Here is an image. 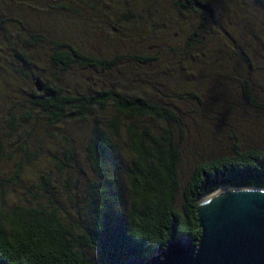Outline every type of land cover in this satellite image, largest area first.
Masks as SVG:
<instances>
[{"label":"rangeland","instance_id":"1","mask_svg":"<svg viewBox=\"0 0 264 264\" xmlns=\"http://www.w3.org/2000/svg\"><path fill=\"white\" fill-rule=\"evenodd\" d=\"M201 1L209 2L211 13L182 10L177 5L198 6L193 0H0V75L8 80L6 85L0 78V104L12 103L15 95L16 114L28 108V90L24 88L28 79L17 71L23 65L16 58L20 52L28 57L26 68L32 76H39L48 86L57 77L64 92L73 95L112 87L173 113L118 112L108 101L103 107L95 105L83 122L69 121L67 112L55 127L42 121L29 126L20 119L14 132L1 128L4 122L0 118L5 149L0 156L2 211L17 203L47 202V188L53 192L61 215L66 216L63 221L78 232V225L92 212L86 204L91 190L86 187L98 178L79 141L85 135L82 128L96 117L119 121L112 172L121 198L117 206L125 214L136 198L130 195L127 176L135 157L127 142L130 122L138 131L147 127L150 137L144 146L160 149L164 156L169 150L176 153L174 207L181 213L183 191L196 167L233 153L235 147L264 150V0ZM7 25L19 32L8 33L4 30ZM26 29L62 39L68 36L84 53L112 59V66L73 61L61 69L50 61V41L31 43ZM189 33L196 35L187 43ZM152 44L160 45L152 49ZM136 55L145 59L133 58ZM12 76L22 78L23 83L13 81ZM32 111V116L37 113L35 108ZM29 130L34 135L24 142L28 149L25 153L16 150L23 137H30ZM62 132L74 145L71 165L75 169L70 166L69 172L58 171L52 157L64 158ZM153 160L161 162L159 157ZM42 173L44 185L39 178Z\"/></svg>","mask_w":264,"mask_h":264},{"label":"trees","instance_id":"2","mask_svg":"<svg viewBox=\"0 0 264 264\" xmlns=\"http://www.w3.org/2000/svg\"><path fill=\"white\" fill-rule=\"evenodd\" d=\"M193 1L192 3L201 7L186 5L184 2L177 5L182 10L203 12L204 9L212 12L209 2ZM2 25L0 21V28ZM4 30L12 34L19 32L8 25ZM26 31L31 43L50 41V61L60 65L61 69H65L73 61L104 68L112 66V59L103 60L84 53L68 36L62 39L37 33L34 29ZM194 35L196 33L188 34L187 43ZM16 58L23 62L17 71L28 79L27 82L21 78L27 84L24 88L28 90V108L17 115L15 95L12 97V103L1 101L0 118L4 122L1 128L6 131L14 132L20 124V119L29 126L42 121L45 125L47 123L55 127L67 112L70 113L69 121L83 122L88 120L87 116L95 105L103 107L108 101L113 103L118 112L173 115L164 107L151 104L139 95L128 97L112 87L100 88L90 93L80 92L79 95L66 93L57 77H53V85L48 86L39 76H32L26 68L29 66L26 55L19 52ZM133 58L145 59L138 55ZM11 61L13 64L16 62L12 58ZM0 78L8 85L4 74L0 75ZM12 78L13 81L17 79L22 82L18 76ZM35 80L39 82L40 89L33 85ZM246 95L248 96L247 92ZM33 108L37 113L32 116ZM104 121L96 117L85 127H81L85 135L79 141L83 144L85 159L98 177L86 187L91 190L86 202L92 211L91 216L78 225V232L72 230L71 224L63 221L66 216L61 215L53 192L47 188H44L48 191L47 202L38 205L17 203L3 211L0 209V264H127V256L150 257L179 235L196 241L200 235L196 206L197 199L202 194L226 184L264 188V150L254 147L238 150L235 147L233 153L208 160L196 167L183 191L181 213L174 207V188L177 185L176 153L169 150L168 153H171L164 156L160 149L152 150L151 147L144 146L145 140L150 137L147 127L138 131L137 125L130 122L126 127L129 134L127 142L134 150L135 157L132 166L128 168L127 176L130 195L136 198L125 214L117 206L121 198H118L117 177L112 172V149L114 137L119 135V121L116 117ZM29 133L30 137L27 140L23 137L16 150L25 153L29 146H24V142L32 140L34 135L31 130ZM62 134L66 145L64 158L61 160L57 156L52 157L58 171L69 172L70 166L75 169L71 165L75 158L72 152L74 145L67 133ZM156 142L158 146L161 145ZM3 152L5 149L0 139V156ZM156 157L161 158V162L156 163L153 160ZM70 175L68 173V180ZM39 178L44 185V174H39ZM151 192L155 193L148 196ZM84 247L92 249L93 253Z\"/></svg>","mask_w":264,"mask_h":264},{"label":"water","instance_id":"3","mask_svg":"<svg viewBox=\"0 0 264 264\" xmlns=\"http://www.w3.org/2000/svg\"><path fill=\"white\" fill-rule=\"evenodd\" d=\"M34 85L41 88L37 80ZM260 190L233 189L198 200L207 193L202 194L196 206L200 228L196 241L179 235L152 256H127L126 263L264 264V191Z\"/></svg>","mask_w":264,"mask_h":264},{"label":"bare ground","instance_id":"4","mask_svg":"<svg viewBox=\"0 0 264 264\" xmlns=\"http://www.w3.org/2000/svg\"><path fill=\"white\" fill-rule=\"evenodd\" d=\"M233 189H240V190H260V189H253V188H238V187H234V186H231V185H220L218 189H216L213 192H209V193L203 195V197H201V199L204 198V197H207V196H210V195L219 193V192H224V191L233 190ZM260 191H264V190H260Z\"/></svg>","mask_w":264,"mask_h":264},{"label":"flooded vegetation","instance_id":"5","mask_svg":"<svg viewBox=\"0 0 264 264\" xmlns=\"http://www.w3.org/2000/svg\"><path fill=\"white\" fill-rule=\"evenodd\" d=\"M155 45H157V44H152L151 46H152V49L154 48V47H156ZM157 46H159V45H157Z\"/></svg>","mask_w":264,"mask_h":264}]
</instances>
